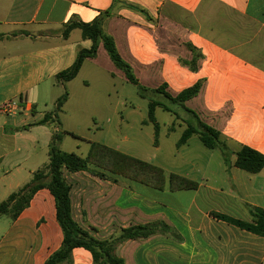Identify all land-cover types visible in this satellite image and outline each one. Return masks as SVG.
<instances>
[{
  "label": "crops",
  "instance_id": "crops-1",
  "mask_svg": "<svg viewBox=\"0 0 264 264\" xmlns=\"http://www.w3.org/2000/svg\"><path fill=\"white\" fill-rule=\"evenodd\" d=\"M126 1L146 10L152 20L115 8L104 27L141 85H167L177 96L203 81L200 94L186 106L218 130L228 148H207L206 153L197 147L200 154H209L205 167L195 165L196 174L172 172L199 182L197 190L173 192L168 182L164 191H155L122 176L102 179L91 172L71 173L67 179L77 222L108 239L131 226L164 221L182 238L158 235L125 241L117 255L126 264H264V237L213 215L253 222L255 209L264 210V168L251 174L236 166V154L243 147L264 155V0ZM113 4L0 0V203L49 163L55 132L63 134L60 148L66 152L62 112L56 117L48 105L56 107L68 93L64 108L71 100V84L90 85L83 75L87 68L101 66L104 47L97 58L85 61L77 78L59 82L57 76L74 64L79 51L92 47L80 29L64 38V26L73 18L90 23ZM192 48L201 56L196 69ZM106 58L105 76L122 79L124 73ZM9 102L19 103V109L3 111ZM49 114L52 123L40 124ZM193 140L178 151L189 152ZM158 191L179 204L161 200ZM9 220L0 239V264H44L60 248L62 230L48 190L40 191L16 221ZM102 229L109 234H100ZM93 263L89 251H73L72 264Z\"/></svg>",
  "mask_w": 264,
  "mask_h": 264
},
{
  "label": "trees",
  "instance_id": "trees-1",
  "mask_svg": "<svg viewBox=\"0 0 264 264\" xmlns=\"http://www.w3.org/2000/svg\"><path fill=\"white\" fill-rule=\"evenodd\" d=\"M115 8H128L152 20L149 13L141 7L128 3L126 0H114L111 9L102 12L94 21L85 23L71 19L63 31L64 38H68L73 30L80 29L84 40H90L92 47L79 51L74 64L57 76L61 83L73 81L79 75L83 64L87 59H95L99 48L103 45L109 58L117 69L122 71L127 80L136 85L142 98L149 100V120L155 124V146L159 147L160 126L155 120V112L158 108L172 113L170 105L180 106L192 113L198 125H189L179 140L177 147L186 145L189 140L197 135L202 144L210 149H227L228 146L222 138V134L215 128L205 124L198 114L190 110L186 103L197 97L204 85L198 81L195 85L185 89L177 96L167 91V85L157 89L147 88L139 82L132 66L121 56L115 39L105 30V21L114 16ZM196 56V50L192 48ZM194 58L192 67L196 69L197 60ZM161 94L166 103L150 98L149 95ZM68 101V93H65L57 102L54 114L58 117L63 106ZM49 114L40 124L52 123L53 116ZM63 140L61 132H55L49 147V163L34 173L31 182L13 193L7 200L0 203V219L7 217L16 221L25 210L30 208L34 197L42 190H48L54 198L56 208V220L62 230V243L60 248L52 253L44 264H72L73 251L76 248H84L93 257V264H126L125 260L117 255L119 244L128 240H149L158 235H168L181 241L179 234L166 222L157 221L148 225H136L123 229L121 236L112 239L97 237V230L83 228L76 220L72 200V185L67 179V174L79 172H91L102 179L112 176H122L136 183L146 185L155 190L164 191L167 177L164 169L152 163L145 162L99 143H91L88 156L83 158L77 153H68L61 150ZM236 166L251 173L257 174L264 168V155L243 147L237 154ZM1 163V161H0ZM170 189L173 192L182 190H197L199 182L189 178L172 174L169 178ZM220 220L233 224L243 230L264 237V210L255 209L253 222L236 220L227 216L213 214Z\"/></svg>",
  "mask_w": 264,
  "mask_h": 264
},
{
  "label": "rangeland",
  "instance_id": "rangeland-1",
  "mask_svg": "<svg viewBox=\"0 0 264 264\" xmlns=\"http://www.w3.org/2000/svg\"><path fill=\"white\" fill-rule=\"evenodd\" d=\"M106 57L110 59L103 48L101 66H91L85 70L83 77L90 81L87 88L81 82L71 84V100L60 114L61 128L63 133L67 132L64 134L67 139L66 152H74L86 158L91 143H99L161 167L166 170L167 178L176 174L172 172L196 174L195 165L205 167L202 163L208 158L209 154L206 153H210V150L201 143L197 135L193 136L189 152H179L177 149V144L188 126L198 125L196 117L180 106L170 105L172 113L158 108L155 112V120L160 126L158 148L155 146V124L149 120V100L140 96L137 86L130 83L124 74L122 79L118 77L116 80L105 76L103 58ZM144 85L156 88L159 83ZM149 96L153 100L166 103L161 94ZM48 108L56 110L55 106L48 105ZM197 147H203L206 153L200 154L196 151ZM192 166L194 171H191ZM156 195H160L161 200L167 203L179 204L177 200L163 196L159 191ZM9 225V218L0 219V239ZM100 234L109 232L102 229ZM118 234L121 231L113 238H118ZM130 253L127 252V258Z\"/></svg>",
  "mask_w": 264,
  "mask_h": 264
},
{
  "label": "built area",
  "instance_id": "built-area-1",
  "mask_svg": "<svg viewBox=\"0 0 264 264\" xmlns=\"http://www.w3.org/2000/svg\"><path fill=\"white\" fill-rule=\"evenodd\" d=\"M19 109V103L17 102H9L4 105L3 111L5 112H13L15 110Z\"/></svg>",
  "mask_w": 264,
  "mask_h": 264
}]
</instances>
